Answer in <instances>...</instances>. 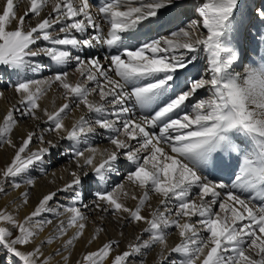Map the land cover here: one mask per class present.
Here are the masks:
<instances>
[{
  "label": "snow or ice",
  "instance_id": "1",
  "mask_svg": "<svg viewBox=\"0 0 264 264\" xmlns=\"http://www.w3.org/2000/svg\"><path fill=\"white\" fill-rule=\"evenodd\" d=\"M4 75L0 264H264V0H2Z\"/></svg>",
  "mask_w": 264,
  "mask_h": 264
},
{
  "label": "bare ground",
  "instance_id": "2",
  "mask_svg": "<svg viewBox=\"0 0 264 264\" xmlns=\"http://www.w3.org/2000/svg\"><path fill=\"white\" fill-rule=\"evenodd\" d=\"M0 3H2V0H0ZM23 8H24V5L21 4L20 5V12L22 13L23 12ZM203 63L204 61L201 60V63H200V68H201V71H203ZM239 70V69H237ZM51 73L50 72H45L44 75H50ZM9 80V77L7 75H4L2 79H0V91H3L5 93V97L6 98H0V112H3L4 109L6 107H8L11 102H12V93H11V87H10V84H8ZM97 143H101V142H97ZM102 143H106V141L102 142ZM6 154L4 153H0V165L3 164L4 162V157H5ZM57 162L53 163V165L49 168V173L53 172V171H56L58 172V175H65V179H67V176L66 174L60 172L59 170H61L66 164H67V160H64V159H61L60 157H57L56 158ZM52 179L51 176H47V177H44V176H38V180H39V184L37 186V189L35 190V192L33 193V202H35V199H36V196L43 190H46L48 188H51L53 187L52 185L49 184V181ZM57 183H60V181H57ZM14 196H16V193L15 192H9L7 195H4V194H0V206H3L6 202L10 201ZM61 199H63V197L61 196ZM87 202V201H85ZM95 226L91 223H89V226H88V229L85 233V238L84 240H82L80 242V244L78 245L76 251H77V254L81 253L82 251H84V244H85V241L90 237L92 231H93V228ZM106 229H107V236H101V241L103 240H106L108 239L109 237L111 238H117L119 239V232L117 230V228L111 224V223H106ZM134 229L131 228V226L126 229V232H132ZM100 243V241H98L96 244H93L91 245V247L88 249V250H94L98 244ZM124 246V242L122 241L121 243V248H123ZM5 259V258H3Z\"/></svg>",
  "mask_w": 264,
  "mask_h": 264
},
{
  "label": "rangeland",
  "instance_id": "3",
  "mask_svg": "<svg viewBox=\"0 0 264 264\" xmlns=\"http://www.w3.org/2000/svg\"><path fill=\"white\" fill-rule=\"evenodd\" d=\"M5 260H6V258H5Z\"/></svg>",
  "mask_w": 264,
  "mask_h": 264
}]
</instances>
